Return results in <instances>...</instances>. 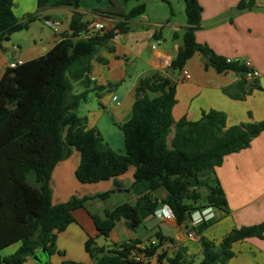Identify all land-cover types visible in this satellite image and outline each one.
Masks as SVG:
<instances>
[{"label":"trees","instance_id":"16d2710c","mask_svg":"<svg viewBox=\"0 0 264 264\" xmlns=\"http://www.w3.org/2000/svg\"><path fill=\"white\" fill-rule=\"evenodd\" d=\"M37 0V12L19 20L13 13L14 0H0V49L10 36L41 19L39 11L47 6H68L74 11L80 0ZM139 2V0H136ZM166 2L165 0H160ZM256 0H239L237 10L253 9ZM186 26L181 45L169 70L179 72L186 61L200 53L206 65L217 72L231 71L246 75L241 62H227L211 48L198 44L194 33L200 27L202 8L198 0H183ZM138 3L122 15L114 30L88 32L87 22L73 12L69 32L44 55L8 67L0 78V251L18 244L0 264H24L45 249L49 256L57 252V234L75 222L74 212L85 207L92 197L72 196L52 204L50 178L57 163L74 149L79 162L74 171L81 184L110 180L134 168L133 183H147L150 192L163 189L166 198L157 200L150 193L140 195L133 204L123 203L104 211V217L91 215L98 234L108 238L118 219L131 229L142 224L141 212L153 215L160 203L169 208L177 225L183 224L191 211L215 208L228 213L223 189L215 168L224 158L249 146L254 135L264 131V121L246 129L227 128L223 113L211 111L194 122H177L172 118L174 86L170 80L154 73L139 80L128 121L118 124L123 136L124 153L111 149L96 128H87L86 119L76 110L90 91L99 96L106 87L90 80L93 60L102 49L114 51L111 40L127 31V22L145 13ZM156 38V36H154ZM179 37L177 32L173 39ZM78 84L82 90L74 92ZM143 93V96L141 95ZM173 129V136L168 137ZM112 192L95 195L106 199ZM204 220V218H203ZM209 225L203 221L202 228ZM199 235L201 231H198ZM264 221L231 229L219 242L200 235V260L179 248L167 257L161 251L172 240L157 234V242L140 248L139 240L98 247L92 237L84 243L90 264H148L153 258L167 264H226L232 246L249 238L263 239ZM138 250V254L134 251ZM160 252V253H159ZM60 264H84L64 260Z\"/></svg>","mask_w":264,"mask_h":264},{"label":"crops","instance_id":"0c3cea01","mask_svg":"<svg viewBox=\"0 0 264 264\" xmlns=\"http://www.w3.org/2000/svg\"><path fill=\"white\" fill-rule=\"evenodd\" d=\"M55 1L58 0H52L50 4ZM99 1L80 0L79 8L75 11L68 6L50 5L41 9V19L29 24L25 30L13 33L9 40L2 43L0 78L6 68L47 53L69 32L73 12L78 13L81 21L87 22L88 26L99 22L105 30H114L115 24L127 12L122 4L123 0H108V3L101 0V5H97ZM165 1L171 4L170 0ZM198 1L202 12L200 27L194 33L196 42L208 46L216 55L226 59L248 60L258 75L249 77L247 74L240 75L231 71L217 72L206 65L198 52L186 61L181 71H170V63L181 45L185 19L180 22L163 19L164 24L170 27L168 39L160 31L148 28H162L163 25L158 19L148 16L145 10L143 15L127 22L125 33L118 34L111 40L113 52L123 62L110 65L99 52L98 56L102 61L93 60L91 63L90 80L93 84L106 87L100 93V104L103 110L111 112L112 123L118 125L129 120L139 80L154 73L169 79L174 86L172 118L175 123L198 121L211 111L224 114L227 128L246 129L264 121V0H256L253 9L244 10H237L239 0ZM34 12H37V0H14L13 13L17 19L21 20L24 15ZM46 21L57 23V26L53 28ZM174 32L179 35L177 39L172 38ZM138 62L140 70L130 76L127 69ZM99 69L104 73L96 75ZM116 69L119 70L118 76L112 74ZM184 70L189 74V79L183 77ZM127 76L131 83L125 88L120 100L116 95L106 98L101 96L113 89L118 92L121 86L115 89L117 83L125 85ZM81 90L76 84L74 92ZM172 136L173 129L168 137L169 144ZM78 162V159L75 160L74 166ZM62 165L65 164L59 162L53 169L50 188L56 169ZM126 172L125 175L101 181L102 186L91 188L94 192H90L89 188V192L84 193L85 196H92L112 192L108 200L104 199L109 204L96 207L101 199L88 201L84 208L74 212L75 222L57 234L56 250L63 251L65 260L92 263L83 249L88 237H92L98 247L107 248L114 243L139 240L141 244L138 247L142 248L150 242H157L159 234L172 240L171 243L164 242L161 247L167 257H171L177 249L185 248L187 255L195 257L197 263L200 260V235L219 242L235 227L256 225L264 221V131L256 132L248 147L226 156L221 165L215 168V176L225 194L228 213L215 208L193 210L183 224L177 225L173 217L163 218L166 206L160 203L153 215L141 212L142 224L137 229H131L120 218L109 237L103 238L95 229L91 215L103 218L105 210L110 211L123 203L133 204L140 195L146 193L159 201L166 198L163 189L150 192L145 183L133 186V167H129ZM203 218L209 222L205 228H202ZM198 231H201L200 235ZM232 252L233 257L226 264H264V233L263 239L249 238L233 244ZM63 260L53 256L49 258L52 264H60ZM30 261L27 259L24 264H32ZM148 264L167 263L164 260L159 263L153 258Z\"/></svg>","mask_w":264,"mask_h":264},{"label":"rangeland","instance_id":"374dc122","mask_svg":"<svg viewBox=\"0 0 264 264\" xmlns=\"http://www.w3.org/2000/svg\"><path fill=\"white\" fill-rule=\"evenodd\" d=\"M100 2L101 0L98 2L97 5H101ZM105 3H108V0H105ZM138 3H144L146 7V14L150 17L158 19L159 23H162L163 25L162 28L157 27V26H149L148 28L155 30L157 32L160 31L168 39L170 37V27H167L164 24L163 19L165 18L173 19L174 22H180L185 19L184 9H183V0H170V3H171L170 5L160 0H139V2H137L136 0H125V1L123 0L122 1V4L125 10L127 11L130 10L132 7L136 6ZM103 5L104 4H102V6ZM100 52L103 55V57H105V59L108 60V63L110 65H114L116 62H120V61L123 62L122 61L123 59L117 58L118 56H116V53L113 51L109 52L106 49H102ZM124 70H126L125 67H124ZM139 70H140L139 62L134 67H131V68L129 67V69H127V71H129L130 73L129 74L130 76L136 74ZM97 73L102 74L104 73V71L102 69H99L98 71H96L95 74L98 75ZM108 74H110V72H108ZM112 74L115 76H118L119 70L116 69L115 72ZM128 77L129 76L125 78V85L122 84L121 82L117 83L115 89L121 86L118 92L113 91L114 90L113 89L111 92L110 91L104 92L101 96L103 98H106V96L111 97L112 95H116L118 97V100H120V98L123 96L125 92L124 91L125 88L129 87L131 83ZM100 99H101L100 95L97 96L95 91L88 92L85 98V101H83L77 108L76 114L79 117L86 119V123L88 126L87 128L89 129L96 128L97 131L101 134L103 140L107 143V145L111 149H113L117 153L123 154L124 147H123L122 133L120 129L118 128V125L116 123H112V117L110 114L111 112L109 110L107 111L106 109L103 110L101 108ZM77 159L79 161V153L73 149L71 151V154L65 160L61 161L65 165L59 166L56 169V172L54 176L52 177V181H51L52 204L53 203L55 204L56 202H59V203L65 202L72 196L83 197L84 193L89 192L88 190L89 188H90V192H94L95 190L92 191L91 188L94 189V188H98L99 186H102L103 183L101 182L92 183V184H81L76 180L74 176V171L77 165L74 166V163H75V160ZM126 173L127 172H125L122 175H125ZM93 196L95 195L86 196V197H92V199H100V198L93 197ZM92 199H90L89 201H91ZM102 200L104 199H101L97 202L96 207L98 206L103 207L106 204H109V201H107L108 199L106 201L105 200L102 201ZM17 245L18 244L12 245L0 251V256L4 257V256L10 255L11 253L15 251V248ZM83 249H84V246H83ZM60 252L63 253V251H60ZM51 256H53V258H60L64 260L66 259L64 254L61 255V254H58L57 252L50 255L49 258ZM28 259L31 260L30 262L32 264H39L36 261H34L32 257Z\"/></svg>","mask_w":264,"mask_h":264},{"label":"built area","instance_id":"2783aa9c","mask_svg":"<svg viewBox=\"0 0 264 264\" xmlns=\"http://www.w3.org/2000/svg\"><path fill=\"white\" fill-rule=\"evenodd\" d=\"M46 24L55 28L57 26V23H53L50 21H46ZM88 32L85 35V37L89 36L90 34L94 33V32H98V31H102L104 29L103 24L99 23V22H94L91 23L88 26ZM153 48V47H152ZM16 48H14L15 50ZM227 62H241L249 71L247 73V76L249 77H256L258 75V73L252 68L250 62L248 60H238V59H227ZM183 77L185 79H189V74L187 73V71H183ZM113 100H115V97L113 98ZM163 218H172V213L169 210V208L166 206V212L163 213Z\"/></svg>","mask_w":264,"mask_h":264},{"label":"water","instance_id":"95a60500","mask_svg":"<svg viewBox=\"0 0 264 264\" xmlns=\"http://www.w3.org/2000/svg\"><path fill=\"white\" fill-rule=\"evenodd\" d=\"M143 96V93L141 94ZM257 132V130L250 131V135H254ZM135 254H138V250L134 251ZM32 259L36 261L39 264H46L47 263V257L45 255V249H41L40 252H37L35 255L32 256Z\"/></svg>","mask_w":264,"mask_h":264}]
</instances>
